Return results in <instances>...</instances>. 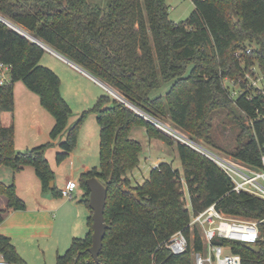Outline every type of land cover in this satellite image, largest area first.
Listing matches in <instances>:
<instances>
[{"label": "trees", "instance_id": "1", "mask_svg": "<svg viewBox=\"0 0 264 264\" xmlns=\"http://www.w3.org/2000/svg\"><path fill=\"white\" fill-rule=\"evenodd\" d=\"M191 1L195 11L179 24L169 20L166 0H106L104 4L93 0H0V17L82 68L140 113L162 123L168 121L191 139L258 170L264 157V93L249 88L245 76L255 67L264 76V0ZM45 52L0 22V62L12 65L11 84L0 87V114L13 111V86L22 82L54 119L50 142L24 153L14 148L13 126L4 128L0 123V169L15 174L31 167L43 191L60 198L61 191L49 186L54 173L45 159L47 149L66 134L60 144L62 152L56 155L57 164L63 163L76 147L85 117L93 113L100 132L99 169L83 172L78 184L88 207L87 180L96 179L107 191V228L99 261L89 253L93 223L89 217L85 238L74 239L55 264H193L191 250H200L201 243L196 231L190 239V216L179 170L158 164L136 188L126 177L139 166L143 151L130 138L134 127L144 128L149 139L176 147L193 213L215 205L223 214L258 222L257 253L244 243L231 245L241 264H264V200L233 193L230 180L214 163L168 138L106 94L68 126L71 110L60 95L61 81L40 63ZM225 80L243 93L231 98ZM169 82L165 96L150 98L152 90ZM221 110L239 130L230 152L220 149L213 136L212 116ZM124 188L131 193L123 192ZM0 196L8 209L25 210L14 183L0 181ZM5 214L0 210V223ZM178 231L186 235L190 246L187 253L172 256L165 244ZM0 255L10 264H25L2 235Z\"/></svg>", "mask_w": 264, "mask_h": 264}, {"label": "crops", "instance_id": "2", "mask_svg": "<svg viewBox=\"0 0 264 264\" xmlns=\"http://www.w3.org/2000/svg\"><path fill=\"white\" fill-rule=\"evenodd\" d=\"M45 53L50 52L46 51ZM50 54L52 55V57H55V59L59 60L61 63L63 62V64H65V67L67 66V69L69 68V70L78 72L90 81L97 84L95 81L90 79L81 71L79 72L70 64L57 58L54 54ZM43 58L44 56L42 57V59ZM60 81V95L67 102V94L62 87V80ZM97 85H99L104 90L103 92H105L106 94L105 89L99 83ZM73 89L75 96H79V88L74 86ZM24 95L25 97H30V95L23 94V96ZM83 97L85 100L86 97ZM87 103L90 104L91 101ZM77 119L76 117L73 118L71 112V117L69 118L68 126L73 125ZM95 121L97 125V116L95 117ZM0 123L1 126L4 128H9L13 126L12 113L11 115L9 113L0 114ZM48 124L49 125H47V131L49 130V128L51 129V127H53L54 121L52 122L51 119H48ZM43 131L39 129V131L35 133L38 136H32V142L29 138V141L27 142L25 140H23L22 143L19 142L18 146V142L15 140V150H18L19 148L24 149L26 148V146L29 149L30 147L35 148L44 145V141H47L45 140L47 139V134H45L46 132ZM131 131V139L133 133L134 135L137 134V136L140 137H143L144 133L146 135V130H144V128L139 130V127H134V129H132ZM49 132L50 131H48V133ZM95 136L96 139H98V137L100 136L98 125L97 129L95 128V132L94 130H91V133H87V135L81 140L79 139L80 137L78 138L77 145L74 151L68 155V157L63 163L60 164V168H62L64 163L67 161H69V163L71 164L69 177L66 182L74 181L78 185V189L77 191H75L74 194V199L66 201L62 197H60V199L54 197L50 191L44 192L40 181L35 174L34 169H32L31 167H25L22 171L12 175L14 181L13 183L16 187V194L26 205L25 210L12 211L8 209L5 198L0 196V210L6 211L3 221L2 223H0V235L10 240L11 245L14 247L18 256L21 257L22 261L25 264H55L57 257L67 251L68 247L74 239L85 238V235L89 230L88 218L91 217L92 211L86 205V202H84V200H86L85 192L81 189L80 185L78 184V179L79 176L83 174V172L96 169L94 161L99 158L100 149L99 142L97 143V141L95 142L94 140ZM26 139L28 140V138ZM65 140L66 134L60 139L55 140L53 142V146L48 149L50 151L56 152V154L61 153L62 150L60 149V144L64 143ZM151 147L157 148L154 145L151 146V143H147L144 148L142 146L143 151L141 153L142 157L139 156V166L134 171L129 172L126 175L129 183H131L132 180L134 181V183H136L134 186L135 188L136 186L142 185L148 179L150 172L158 164L165 163L168 165H172L169 163V161L167 162L164 159L166 158L164 154H167V151H165V149L167 148H165V146H161V158L152 154ZM55 181L56 178L54 175L53 186H55ZM60 185L61 186L60 188H58V190L62 191L66 187V183H60ZM131 187L133 188L132 183Z\"/></svg>", "mask_w": 264, "mask_h": 264}, {"label": "rangeland", "instance_id": "3", "mask_svg": "<svg viewBox=\"0 0 264 264\" xmlns=\"http://www.w3.org/2000/svg\"><path fill=\"white\" fill-rule=\"evenodd\" d=\"M100 2L101 4H104L106 0H95ZM93 0V2H95ZM166 5L169 7V20L179 24V23H184L189 16L192 14V12L195 11V6L193 5L191 0H166ZM42 67H51L49 68L56 76L58 74V78L62 80V87L66 91L67 94V101L68 106L72 112L73 118L76 117V119L81 117V114L83 112H87L93 108V106L96 104L98 99L100 98L101 95H105L104 90L94 82L90 81L86 77H84L82 74H79L78 72H74L72 70H69L65 67V64L63 62L61 63L59 60L55 59V57H52L50 53H45L44 58L40 62ZM78 73V74H77ZM254 78H252L253 81H256L260 78H262V74L259 73L258 69L256 68L254 72ZM92 82V83H91ZM172 83L168 84H163L160 88L154 89L150 93V98H156L160 96H165L168 90L170 89ZM264 84V80L257 82L255 86H252V89H256L255 87H261ZM76 86L79 88L80 94L79 96H75L74 94V89L73 87ZM224 86L228 89L230 92L231 98H236L238 94V91L240 90L239 86L234 84L230 80H225L224 81ZM64 91V92H65ZM23 94L30 95V97H25ZM106 95L111 96L106 92ZM85 96V100L84 97ZM113 99H115L113 96H111ZM13 99H14V108L12 113L13 117V132L15 134L14 141L16 140L19 146V142L22 143L23 140L26 142L30 141L32 142V136H38L37 131L39 129L43 132H46L47 134V140L46 142L44 141V144L47 143L50 140L49 133L52 129L49 128L47 131V125L48 124V119H51L52 122L54 121L53 116H51L47 111H45L41 105H40V100L39 98L29 90H27L26 86L22 82H17L13 86ZM116 100V99H115ZM88 104L87 102H90ZM10 113V115H11ZM40 113V114H39ZM96 114L93 113H88V115L85 117L82 126L79 129V134L78 138L81 140L84 138L87 133H91V130H94L95 128L97 129L96 121H95ZM78 118V119H79ZM77 119V120H78ZM76 120V121H77ZM75 121V122H76ZM166 125L170 126L172 129H175L174 126L166 121ZM245 124H248L245 121ZM42 125V126H41ZM46 125V126H45ZM211 125H212V131H213V136L214 140L217 145H219V148L221 149H226L229 152L235 147V140L237 136L239 135V130L238 127L234 124V122L231 120V118L227 117L226 112L224 110L217 111L213 114L212 120H211ZM46 128V131H45ZM142 129L139 127V130ZM177 131H180L178 129H175ZM136 133V132H135ZM181 134L184 136H188V134L184 133L183 131H180ZM97 134V133H96ZM81 135V136H80ZM17 136V138H16ZM28 138V140L26 139ZM46 138V137H45ZM77 138V140H78ZM191 139V137H189ZM132 139L135 141H138L141 146L147 145V143H151V146L154 145L157 148H152V154L154 156L162 157L161 154V146H165V151H167V154H164L166 158H164L167 162L169 161L170 164H172L174 169H179L180 175L182 177V172H181V165L179 164L178 160V155L176 151V147L172 146H166L162 142H160L158 139H152L149 140L145 133L143 134V137L137 136V134L132 135ZM20 140V141H19ZM95 142H99V137L96 139L95 136ZM195 143H197L199 146L206 148L213 154H215L218 157H225L228 159H232V157L229 154H226L224 151L219 150L218 148L212 147L210 145L204 144L200 140H194L192 139ZM177 141V140H175ZM50 142V141H49ZM178 143V141L176 142ZM77 145V144H76ZM19 148V147H18ZM29 149L24 148V149H18L16 150L17 152L24 153ZM56 152L50 151L47 149V153L45 155V159L49 164V167L51 165V169L55 175L56 181H55V186L56 188H60V183H66V180L69 177L70 173V168L71 164L69 161L65 162L63 167L61 165L57 164L56 162ZM91 156V155H90ZM142 157V154L140 155ZM95 160V159H93ZM95 167L96 169H99V158H97L95 161ZM176 167V168H175ZM12 172L10 170H7L5 168L0 169V180L5 183V184H10L13 183V177H12ZM54 181V179H53ZM52 181V182H53ZM133 188H135L134 181H131ZM185 186V185H184ZM183 189V187H182ZM77 191V190H76ZM186 192V187L184 190V193ZM75 194V193H74ZM185 198V197H184ZM60 199V198H59ZM185 207H187L188 202L185 198L184 200ZM244 219V218H243ZM190 239L193 237L192 231L190 230Z\"/></svg>", "mask_w": 264, "mask_h": 264}, {"label": "built area", "instance_id": "4", "mask_svg": "<svg viewBox=\"0 0 264 264\" xmlns=\"http://www.w3.org/2000/svg\"><path fill=\"white\" fill-rule=\"evenodd\" d=\"M255 70L256 67L251 68L250 72L246 73L245 80L249 88L255 86L257 82L264 80V76L256 81L252 80L254 78L252 74H254ZM11 72L12 65L0 62V87H7L11 84ZM255 88L264 93V84L261 87L256 86ZM241 93L243 92L239 90L236 96ZM138 114L168 138H172L174 141L177 140L179 144L191 148L214 163L230 180L233 193H245L251 197L264 200V157L261 158L262 167L260 169H249L240 162L216 156L206 148L199 146L188 136L186 137L181 134L180 131L172 129L155 118H150L143 113ZM178 181L181 187H183L182 192L188 202L186 209L189 211L190 221L187 228L189 232L190 230L192 231L193 237L191 239H194V231H196L199 234L201 243L200 250H191L192 263L241 264V257L233 252L231 243H244L248 246H255L260 239L258 222L223 214L216 209L215 205L207 207L203 212L193 213L191 199L187 194V185L181 176L178 178ZM185 187L186 192L184 193ZM77 189L78 185L74 181H67L66 187L61 191V197L66 201L72 200ZM184 197L183 199L185 200ZM189 246L188 238L181 231L174 233L165 244L166 250L172 256H180L187 253ZM0 264L10 263L0 255Z\"/></svg>", "mask_w": 264, "mask_h": 264}, {"label": "water", "instance_id": "5", "mask_svg": "<svg viewBox=\"0 0 264 264\" xmlns=\"http://www.w3.org/2000/svg\"><path fill=\"white\" fill-rule=\"evenodd\" d=\"M0 22L4 24L6 27H9L19 35H21L23 38L30 40L33 44L39 46L41 49L50 52L54 54L57 58L60 60H63L64 62L70 64L72 67L77 69L79 72L81 71L83 74L88 76L90 79L95 81L97 84L99 83L105 91L113 96L115 99L119 100L121 103L125 104L128 108H130L132 111H135L136 113H140L137 109L133 108L124 98L119 96L117 93L115 94L111 89H109L107 86H105L102 82H100L97 79H94L91 75H89L86 71H84L82 68H79L76 66L74 63L68 61L66 58L63 56L61 57L59 54L54 52L51 48L48 46L43 45L33 37H31L28 33H25L21 29L17 28L13 24L5 21L2 17H0ZM86 185H88L89 189V208L92 211L91 215V220L93 221L92 223V244L91 247L89 248V253L92 255L94 260L98 262L99 258V252L102 248V243L105 235V231L107 228L106 221L104 219V209L106 206V196H107V191L106 188L104 187L103 184H100L96 179H89L86 181ZM49 186L52 188L53 187V182H50ZM125 193H131V190L129 188H124L122 190ZM249 250L253 251L254 253H257L259 249L256 246H248Z\"/></svg>", "mask_w": 264, "mask_h": 264}]
</instances>
